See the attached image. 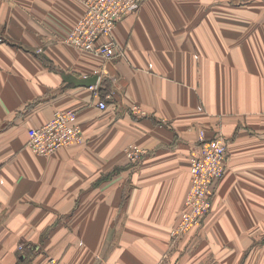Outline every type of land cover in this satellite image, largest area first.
<instances>
[{
    "label": "crops",
    "instance_id": "0c3cea01",
    "mask_svg": "<svg viewBox=\"0 0 264 264\" xmlns=\"http://www.w3.org/2000/svg\"><path fill=\"white\" fill-rule=\"evenodd\" d=\"M83 13L0 0V264H264V0H147L112 61L63 42ZM66 109L84 142L34 154L30 130ZM201 131L222 133L227 167L211 212L174 239Z\"/></svg>",
    "mask_w": 264,
    "mask_h": 264
},
{
    "label": "built area",
    "instance_id": "2783aa9c",
    "mask_svg": "<svg viewBox=\"0 0 264 264\" xmlns=\"http://www.w3.org/2000/svg\"><path fill=\"white\" fill-rule=\"evenodd\" d=\"M84 13L63 39L66 45L106 61L125 57V50L119 46L114 33L122 19L137 13L146 0H79ZM42 50L39 49L38 52ZM100 77V71L96 70ZM107 109L106 100L97 104ZM134 111L141 112L138 107ZM202 110V109H200ZM85 140L77 111L58 110L46 124L29 132L28 147L42 157H50L63 148L82 144ZM124 153L132 162H139L146 154L137 144H129ZM228 161V147L222 133L208 137L201 131L197 146L190 158V186L179 221L171 235L174 239L199 227L213 208L217 186L224 177ZM18 251L24 252L26 244H20ZM55 262V260H52Z\"/></svg>",
    "mask_w": 264,
    "mask_h": 264
},
{
    "label": "water",
    "instance_id": "95a60500",
    "mask_svg": "<svg viewBox=\"0 0 264 264\" xmlns=\"http://www.w3.org/2000/svg\"><path fill=\"white\" fill-rule=\"evenodd\" d=\"M98 78H99V77H98L97 75H95V76H93V77L85 78V79L79 81L78 84H79L80 86L91 87V86H94V85L97 84V82H98Z\"/></svg>",
    "mask_w": 264,
    "mask_h": 264
},
{
    "label": "rangeland",
    "instance_id": "374dc122",
    "mask_svg": "<svg viewBox=\"0 0 264 264\" xmlns=\"http://www.w3.org/2000/svg\"><path fill=\"white\" fill-rule=\"evenodd\" d=\"M146 1H147V0H146ZM146 1H145V2H146ZM229 1H230V0H229ZM145 2H144V3H145ZM144 3H143V4H144Z\"/></svg>",
    "mask_w": 264,
    "mask_h": 264
}]
</instances>
